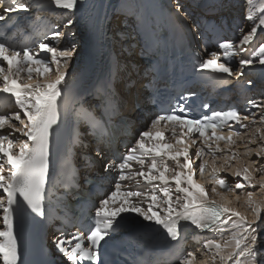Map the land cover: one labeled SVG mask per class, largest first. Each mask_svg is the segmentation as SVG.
<instances>
[{"label":"snow or ice","instance_id":"obj_1","mask_svg":"<svg viewBox=\"0 0 264 264\" xmlns=\"http://www.w3.org/2000/svg\"><path fill=\"white\" fill-rule=\"evenodd\" d=\"M82 3L83 0H47V6L65 10L69 18L63 24L64 28H70L74 23L72 17ZM246 4L248 11L245 18L252 21L253 26L246 33L243 27L239 29L243 35L238 44L230 41L219 44L225 58L223 62L217 52H211L209 58L199 64L200 70H210L227 81L228 78L239 79L244 75L242 69L250 68L254 63L264 66V42L259 43L248 58L241 55L247 51L245 46L253 43L258 29L264 31V3L257 6L255 0H246ZM0 6L4 13L0 14V21H4L10 13H27L32 7L40 10L46 5L43 0H33L32 3L29 0H0ZM49 31L52 42L42 40L37 44L36 51L30 45L16 48L0 41V94L14 98V104L19 109L15 112L0 111V211L3 213L4 226L0 230V264H25L21 259L14 223L19 208L26 206L39 217H46L44 201L50 144L54 126L60 122L58 101L66 87L69 64L76 51L75 44L71 48L55 46L64 33L55 27ZM44 37L48 39L47 32ZM252 56L257 59L254 61ZM233 58H238L236 70L231 66ZM246 83L251 86L253 82L247 80ZM133 104L138 106V101L134 100ZM248 104L264 113V101L258 104L249 100ZM185 111V107L180 105L179 112ZM248 120L249 115H242L236 109L213 111L211 116L202 119L177 114L176 109L169 114L157 115L150 129L139 135L135 146L121 162L105 165V171L110 168L117 171L114 191L96 207L93 224L87 235L77 232L70 238L61 237L56 241L57 248L70 264H109L103 258L108 238L123 226L122 214L131 212L161 226L173 241L181 240V221H190L202 232L207 230L219 234L220 238L207 239L203 244L211 254L213 264L217 259L221 264H258V256L262 252L258 246L261 243L258 239L261 225L256 222L264 212V202L257 201L252 191L247 193L246 203L254 213V219L249 220L247 215L232 207L233 201L217 191L215 186L209 191L195 179L196 168L200 176L205 175L209 166L205 158L208 153L215 157L227 149L232 153L231 158L236 159L237 153L232 152L231 146L235 143L234 138L241 136V130L248 128V124L244 123ZM261 120L264 121V116ZM162 124L165 128L171 126V141L157 139L164 137L160 127ZM230 125H239V129L223 134V129ZM255 132L264 140V131L256 128ZM99 134L103 135L102 129ZM146 140H151V147L146 146ZM221 141L225 142L226 148H221ZM249 142L255 144L256 139ZM193 145L197 146L194 153L191 151ZM253 152L257 159L264 158V146L250 150L247 154ZM194 158L200 160L196 168L193 166ZM133 162L139 165L136 171H131ZM169 162L174 167H170ZM212 165L213 173L228 171V168H217L215 160ZM169 172L172 173L171 181L165 175ZM231 175L243 181L235 183L234 188L237 190H243L245 183L253 188L257 185L264 188V175L257 179L250 163L235 169ZM141 180L152 187L148 191L122 188L124 182L139 186ZM157 181L160 183H155ZM209 183L218 184L226 192L234 190L224 179L214 177ZM213 194L219 200L213 199ZM240 199L239 195L235 197L236 201ZM145 203L147 209L142 206ZM161 203L165 205L162 209ZM85 240L88 246H85ZM179 264L207 262H198L196 253L189 251L179 258ZM259 264H264V261Z\"/></svg>","mask_w":264,"mask_h":264},{"label":"rangeland","instance_id":"obj_2","mask_svg":"<svg viewBox=\"0 0 264 264\" xmlns=\"http://www.w3.org/2000/svg\"><path fill=\"white\" fill-rule=\"evenodd\" d=\"M122 1L129 2V0H110L108 5H107L108 9H106L105 16L103 18L104 20L106 18L105 24H103V28H102L103 39H104V43L108 44L109 49L111 48L112 51L109 50L110 53L111 52L112 53L120 52V45L121 44L122 45L128 44V41L124 40V39H126L125 35H128V30L125 28H122L121 22H119V20L122 18L121 11H129L131 8L129 5L122 6L120 4V3H122ZM227 1H230V0H227ZM255 2L257 4V6H259V4L263 3L264 0H255ZM235 3H237V6L233 8V11L244 21V23H245L244 32L246 33L253 26V22L248 21L245 18L247 15V11H248V5L246 4V0H235ZM203 9H204V6L201 5V8L199 9V11H201ZM253 11H255V9H253ZM109 14H113L112 22H111V25L109 27V28H112L111 30L107 27L108 23H109V19H110ZM84 16H85L84 14L73 16L72 18L74 19V23L71 25L70 28L65 29L63 27L65 29L64 30V37L62 39H60V41H59V43L61 44V42L66 40V45H65L66 48H71V46L73 44H75V46H76V51H75V53L71 59V62L69 64V66H71V70H69V68H68V73L71 74V76H77L75 74L76 70L80 66L81 60L84 57V53L82 52V50H83L82 36H83L84 30H85L84 26H86V23H87V20L85 18H83ZM68 18L69 17L67 16L66 22H67ZM104 20H103V22H104ZM256 22H258V21H256ZM113 27H115V28H113ZM242 35H243V33H242ZM261 42H264V31L258 29L257 36L254 38L253 43L251 45H248L247 47L245 46L247 48V52H246L244 57H249L250 54L253 52L254 48L256 46H258V44ZM253 59L256 60L257 58H255V56H253ZM129 60L136 61L132 57H129ZM131 67H133V63H130V65L127 66V68H131ZM83 68H85V67H83ZM123 68H124V66H120V69H123ZM122 73H123L122 70L118 71V74L121 75ZM263 76L260 77L261 80L263 79ZM256 128H260L261 131H264V121L261 120V117L258 119V122L255 125H253L247 133L244 134V138L241 139V141H240L241 147L238 149L239 154L237 155L236 159H232L231 156L225 155V156H223L224 157L223 161H219V163L215 162V166L217 168H221V167L231 168V172H232L233 166H236L237 168H242L245 165V163H250L253 166V174L257 177V179H259V177L261 175H264V167H262V166H264V158L257 159L254 152L251 155L247 154L250 150H255L261 146H264V140H261L260 137L255 132ZM252 139H256L255 144H252L249 142ZM243 158H244V160L242 162ZM226 159H227V164H225ZM212 162L213 161L209 162V166L206 169L205 175L203 177L200 175H197V177H195V179L198 182L203 183L207 190L210 191L211 188L215 186L217 188V191L221 192L218 184L209 183V181H212L214 178L212 176L214 174L212 171V167H213ZM230 164H232V166L228 167ZM256 169H260V171H256ZM219 172H223V173H226L228 175L230 174L227 171H219ZM208 177H209V181L206 182V178H208ZM223 179L224 180L226 179L225 175L223 176ZM238 181L243 182V181H240L239 177L231 178L232 187L234 190L232 193L226 192L224 194L229 195L231 193V194H234V196L239 195L241 197V199H240V201H236L237 209L239 211H241L242 213H244L245 215H247L249 220H253L254 219V213H253L252 209L247 205L245 198L247 196V193L249 191H252L255 199L257 201L263 202V200H264V188L260 187L259 185H257L255 188H253V187L248 186L245 183V188L243 190H237L234 188V185ZM173 192H174V189H173ZM160 196H162V195H160ZM213 199H217V198H213ZM173 200H175V194L173 195ZM164 206L165 205L163 203H161V206H160L161 209ZM175 206L176 205L174 204V207ZM232 206H235V202H233ZM154 210L160 211V209H156V208H154ZM161 215H163L162 211H161ZM137 217H140V216L137 214ZM256 224L261 225V227L258 229V232H259L258 239L261 240V243L258 246L262 249V252L258 256V264H259L260 261H264V212L261 213V219L258 220L256 222ZM216 235H217V233H216ZM216 238H220L219 234ZM225 238H227V233L225 234ZM201 258H202V261H206L207 264H213L211 254L208 253V251L205 248L201 253ZM201 258L199 260H201ZM199 260H198V262H199ZM215 264H221V262L217 259L215 261Z\"/></svg>","mask_w":264,"mask_h":264},{"label":"bare ground","instance_id":"obj_3","mask_svg":"<svg viewBox=\"0 0 264 264\" xmlns=\"http://www.w3.org/2000/svg\"><path fill=\"white\" fill-rule=\"evenodd\" d=\"M109 1L110 0H108V3H109ZM264 3V2H263ZM113 4V3H112ZM122 6H126V5H129L130 6V10L129 11H126V12H133L134 10H135V4H134V1L133 0H129V2H125V1H122V3H120ZM204 10V9H203ZM203 10H201V11H203ZM200 11V12H201ZM75 16V15H74ZM105 16V15H104ZM186 16V13H185V15H183V17H185ZM84 18V17H83ZM79 20V19H78ZM105 20H106V18H105ZM105 20H104V24H105ZM82 21V20H81ZM85 27V30H84V34H83V36H82V40H83V50H82V52L84 53V57H83V59L81 60V64H80V66L77 68V70H76V75L77 76H70V78L68 79V82L70 81V79L72 80V82L74 81H76V78H81L82 76H84L85 74H86V67L89 65V63H90V61L92 60V58H90V53H88V50H87V48H88V46H87V44H88V39H89V37H90V35H91V31H92V27H91V23L89 22V21H87V23H86V26H84ZM81 29V28H80ZM106 33V32H105ZM81 52V53H82ZM248 58V57H247ZM251 58H253V56L251 57ZM255 58H257V57H255ZM128 60H129V58H128ZM255 61V60H254ZM135 63H137L136 61H134ZM132 66V65H131ZM83 67H85V68H83ZM127 69V68H126ZM69 70H71V66H69ZM83 73V74H82ZM124 78H126L128 81L129 80H137V79H139L140 80V78H138V77H135V76H130V75H128L126 72H123L122 74H121ZM129 103H132V102H129ZM243 139V138H242ZM241 147V144H240V142H239V148ZM224 160V159H223ZM222 160V161H223ZM243 160H244V158L242 159V162H243ZM209 161V160H208ZM218 161H221V160H218ZM241 161V160H240ZM230 166H232V164H230L228 167H230ZM229 170L227 171L228 173H230L229 174V176L231 177V178H233L234 176H232L231 175V168H228ZM232 171H234L235 169H237V167L236 166H233L232 167ZM219 176H221V175H219ZM226 180V179H225ZM209 181V177L208 178H206V182H208ZM228 181H229V179H228ZM211 187V186H210ZM233 192V191H232ZM231 192V193H232ZM229 194V195H227V194H225L226 196H228L229 197V199L230 200H232L233 202H235V206H232V207H235V208H237V206H236V200H235V197L236 196H234V194ZM234 197V198H233ZM212 198H217V200H219V197H216L214 194L212 195ZM263 202H264V200H263ZM233 204V203H232ZM199 261H202V258H201V260H199Z\"/></svg>","mask_w":264,"mask_h":264}]
</instances>
